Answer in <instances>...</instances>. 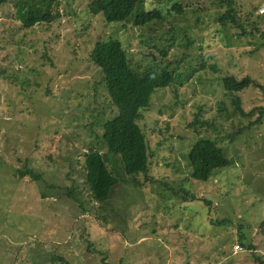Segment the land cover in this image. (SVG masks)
Here are the masks:
<instances>
[{
  "label": "rangeland",
  "instance_id": "1",
  "mask_svg": "<svg viewBox=\"0 0 264 264\" xmlns=\"http://www.w3.org/2000/svg\"><path fill=\"white\" fill-rule=\"evenodd\" d=\"M14 1L0 6V264H103L99 251L107 264L122 258V264H256L254 253L264 262V119L233 142L215 140L248 122L219 115V102L230 105L222 77H250L243 108L264 106V47L258 44H264V0H236L247 33L258 29L253 37L218 24L217 0H191L206 9L167 16L145 31L103 23L87 13L88 0H64L61 22L26 30L13 20ZM186 31L200 47L185 49ZM109 38L133 54L153 41L167 45L173 69L184 75L196 68L176 92L155 95L141 126L156 152L154 176L176 190L184 184L210 200V208L130 180L120 181L103 207L91 199L84 167L90 151L124 176L120 156H110L102 140L104 123L118 112L98 84L100 69L86 61L95 44ZM202 59L218 71L197 69ZM1 70L13 78L5 80ZM197 114L224 132L191 128ZM201 139L217 141L233 163L209 182L193 180L185 159ZM27 169L47 184L21 178L18 171ZM72 188L78 202L67 195ZM239 234L255 249L242 247ZM237 245L242 252H235Z\"/></svg>",
  "mask_w": 264,
  "mask_h": 264
},
{
  "label": "trees",
  "instance_id": "2",
  "mask_svg": "<svg viewBox=\"0 0 264 264\" xmlns=\"http://www.w3.org/2000/svg\"><path fill=\"white\" fill-rule=\"evenodd\" d=\"M9 1L0 0V6L8 4ZM217 1L219 11L216 20L222 28L232 27L241 30L244 36H254L253 32L258 31V29L254 28L249 34L247 33V29L238 14L236 0ZM213 5L216 4L213 3ZM64 6V0H15L13 20L20 22L23 29L26 30L34 29L40 25L51 26L64 19ZM205 9L206 7H202L199 2L195 3L191 0H88L86 7L89 15L100 17L103 23L121 25L130 31L151 30L153 25L162 23L167 16L184 17L191 13L196 15ZM201 18L202 16H198L194 24L199 25ZM262 18L264 20V15ZM183 35L186 41V50L200 47L198 42L188 35L187 31ZM261 36L264 39V32ZM157 44L153 41L146 47H139L138 53L133 54V51L127 49L120 40L109 38L97 42L88 53L86 61L100 69L102 79L98 84L105 87L104 90L106 89L108 92L118 112L116 117L104 123L102 140L107 146L110 156L111 154L120 156L124 165V170L122 169L124 176L112 174L104 155L98 151H90L84 158L86 186L91 199L101 204L102 207L110 200L115 186L120 181L128 182L130 180L137 188L148 187L156 194L161 190L169 191L175 197L182 196V202H188L192 199L194 205H196V201H199L204 202L210 208L212 205L210 200L197 197L191 191L187 192L184 189V184L176 190L174 183L170 182L171 185L163 183L153 174V159L156 152L149 143L147 130L141 126V120L144 118L145 112L152 108L155 95L167 90L176 92L183 85L184 80H188L197 71L196 68L192 67L187 74L183 75L178 70L173 69L171 66L174 62L168 59L170 49L167 45ZM258 44L260 47H264L263 43ZM253 52L256 51L249 53ZM144 60L150 63H145ZM138 61L143 65H139ZM207 68L215 72L218 71L216 65L208 66L202 59L197 69L204 71ZM1 72L4 74L5 80L13 78L12 76L7 77L3 70ZM221 80L225 95L230 97V105L228 106L225 101L219 102L217 109L219 115L228 120L236 117L248 119L245 125L239 126L234 131H228L229 133L225 132L226 136L215 139L220 140V142L226 140L233 142L236 137L262 123L264 106L254 107L250 111L243 108L241 94L252 85L253 80L250 77L238 79L227 75ZM189 126L196 130H203L206 126L207 131L211 129L216 132H224L222 129L218 131L214 122L202 120L199 114ZM159 132L163 133L162 130ZM215 140H198L190 148L188 155L186 154L185 159L189 168L191 167L189 176L193 180L209 182L217 174L232 166L233 163L225 156L223 148ZM164 141L159 143L158 147L162 146ZM176 141L180 142V139L177 138ZM218 170L222 171L216 172ZM18 174L21 178L28 177L31 180L46 183L41 173L31 169L19 170ZM48 187L53 188L50 185ZM74 191V188L69 189L67 195L78 202ZM211 223L214 224L213 221ZM259 227L264 230V220ZM154 234H157V230L154 231ZM245 238L239 234V244L251 250L255 249L252 244L246 243L247 238ZM88 250L92 253L96 252L92 249V244L88 246ZM99 253L104 257L103 264H107V254L100 251ZM252 257L254 263L264 264L260 257H256L255 253ZM121 260L117 264H122L123 258Z\"/></svg>",
  "mask_w": 264,
  "mask_h": 264
},
{
  "label": "built area",
  "instance_id": "3",
  "mask_svg": "<svg viewBox=\"0 0 264 264\" xmlns=\"http://www.w3.org/2000/svg\"><path fill=\"white\" fill-rule=\"evenodd\" d=\"M235 252H242L243 248L240 245L235 246Z\"/></svg>",
  "mask_w": 264,
  "mask_h": 264
}]
</instances>
